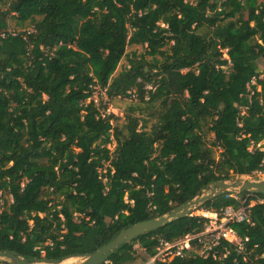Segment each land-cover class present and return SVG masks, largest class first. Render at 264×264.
Returning <instances> with one entry per match:
<instances>
[{"label": "trees", "instance_id": "1", "mask_svg": "<svg viewBox=\"0 0 264 264\" xmlns=\"http://www.w3.org/2000/svg\"><path fill=\"white\" fill-rule=\"evenodd\" d=\"M12 20L38 33L11 31ZM129 46L144 52L127 55ZM122 58L128 66L114 76ZM262 63L256 0H0V252L29 261L90 255L209 185L264 173L255 148L264 142ZM253 77L260 92L248 88ZM96 88L138 105L114 125L91 99ZM136 110L153 120L149 130ZM246 193L197 207L219 214L261 200L250 223H230L247 238L242 248L222 241L201 257L192 241L182 256L152 264H264V194ZM207 223L173 220L104 264H135V244L153 258L161 241Z\"/></svg>", "mask_w": 264, "mask_h": 264}, {"label": "water", "instance_id": "2", "mask_svg": "<svg viewBox=\"0 0 264 264\" xmlns=\"http://www.w3.org/2000/svg\"><path fill=\"white\" fill-rule=\"evenodd\" d=\"M208 191V193H204ZM230 191L236 192H250L252 195L255 194H264V179L261 181H246L244 183H228V181H219L213 185H209L206 190L199 193L193 200L190 202L175 207L169 213L154 219L136 223L124 230H122L113 240L108 244L99 248L96 252L90 255L85 256H71L59 260H32L29 261L25 258L15 256L7 252H0V259H7L8 261L3 262L2 264H59L66 259L70 258H80L82 262L79 264H104L108 258L111 257L113 252L118 249L120 246L132 242L136 237L157 230L169 222L177 219H181L190 215L191 211L196 209L203 202L211 199L212 197L229 193Z\"/></svg>", "mask_w": 264, "mask_h": 264}, {"label": "built area", "instance_id": "3", "mask_svg": "<svg viewBox=\"0 0 264 264\" xmlns=\"http://www.w3.org/2000/svg\"><path fill=\"white\" fill-rule=\"evenodd\" d=\"M227 61H228V66H230L231 65L230 61L228 59ZM253 86H256V91L260 92V86L257 85V79L255 77L251 79L248 88L251 89V87ZM91 99L97 107H102V106L105 107L109 102V99L105 95V91L99 90L97 88L94 90ZM100 112L102 113V116L106 114L102 108ZM244 113L245 110L242 109L241 115H243ZM255 148L256 149L261 148L262 150H264V144L259 143L256 145ZM249 150L251 151L252 147ZM249 208H250V204L245 205L244 202L242 203L241 207L237 210L228 207L219 214L215 213V216L217 218H220L219 227L211 229L205 226V229L202 232L185 236L184 238L176 240L172 243L161 241L160 247L157 249L156 255L151 260L152 263H154L155 260L166 261V260H170L175 256H182L184 250L191 248L192 241H195L194 248L197 249V251L199 250L201 251V254L197 252V254L201 257H207L211 253V251L215 247H217L222 241H226L230 244L237 245L242 248L243 243L247 241V238H245L244 240L239 238L237 233L230 227V223L232 222L250 223Z\"/></svg>", "mask_w": 264, "mask_h": 264}, {"label": "rangeland", "instance_id": "4", "mask_svg": "<svg viewBox=\"0 0 264 264\" xmlns=\"http://www.w3.org/2000/svg\"><path fill=\"white\" fill-rule=\"evenodd\" d=\"M257 4L263 3L264 4V0H256ZM10 30L11 31H24V30H30L33 31L34 35L36 33H38V29H31V26H27L25 29H20L18 26H16V22L14 20L10 21ZM203 30H200V32L202 33ZM163 51H165V53H168V50L165 48ZM133 52H135L137 55L141 54L144 52V48L141 46H129L126 48V54L127 55H131ZM224 58H226V56H224ZM147 59L149 60L150 58L147 57ZM128 66L127 64V59L126 58H122L120 63L118 64V67L114 73V76L117 75L121 70H123L124 68H126ZM262 67H264V63H262ZM138 105V100L135 97H130V98H114L112 100H109L108 104L105 106L106 110H104V112L106 113V115H114L115 119L113 120V124L114 125H121L124 121V117L127 113L130 112L131 108H136ZM134 115L139 117L142 121L140 122L139 128L141 127V125H143V121H147V127L146 129L149 130L150 126L153 123V120L149 119L148 113L147 112H139V110H136L134 112ZM212 140V135H208L207 136V141H211ZM264 144V142L262 143ZM114 142L110 145H108V148L110 150L114 149ZM217 153V152H216ZM106 167V165H105ZM264 179V173L259 174V173H255L251 176H242V177H236L231 181H228V183H236V184H240V183H244L246 181H261ZM204 193H208V191H205ZM229 193L232 194H237L238 192L236 191H230ZM249 196H252V194L249 192H247L245 194V198H249ZM56 201L60 200V198L58 196H54ZM7 198V197H6ZM8 201H10V197L7 198ZM244 202V201H243ZM262 201L259 199L256 200H251L249 202L250 207L257 204V203H261ZM190 214H195V215H200L203 216L205 218L208 219V223L206 224V227H209L211 229H214L216 227H219L220 225V218H217L215 216V213L213 212H208V211H204L202 209H194L191 211ZM135 249V256H136V261L135 264H150L152 263V258H148L144 252L142 251V249L138 248V245L135 244L134 247ZM199 254H201V251H197ZM8 261L7 259H0V264H2L3 262ZM82 262V259L80 258H70V259H66L63 262L59 263V264H79ZM45 264V263H44ZM46 264H51V263H46Z\"/></svg>", "mask_w": 264, "mask_h": 264}]
</instances>
